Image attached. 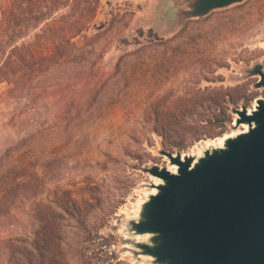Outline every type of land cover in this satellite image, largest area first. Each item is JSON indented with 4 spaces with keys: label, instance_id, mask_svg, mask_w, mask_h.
<instances>
[{
    "label": "rangeland",
    "instance_id": "1",
    "mask_svg": "<svg viewBox=\"0 0 264 264\" xmlns=\"http://www.w3.org/2000/svg\"><path fill=\"white\" fill-rule=\"evenodd\" d=\"M166 1L101 0L90 30L100 38L84 46L83 62L37 74L25 87L0 84V157L50 128L31 157L16 155L41 184L36 197L21 194L0 217V264H9L7 237L34 232L33 203L55 201L66 190L83 209L64 223L71 264H149L133 258L128 249L135 239L126 230L157 183L146 169L171 167L161 151L201 155L241 130L234 128L233 109L264 99V89L255 88L258 77L246 72L264 65V0L214 11L174 32L159 21ZM38 33L19 44L50 45ZM153 43L164 45L133 71L123 99L106 104L102 74L113 72L125 53Z\"/></svg>",
    "mask_w": 264,
    "mask_h": 264
},
{
    "label": "water",
    "instance_id": "2",
    "mask_svg": "<svg viewBox=\"0 0 264 264\" xmlns=\"http://www.w3.org/2000/svg\"><path fill=\"white\" fill-rule=\"evenodd\" d=\"M245 0H167L169 32ZM246 72L264 89V65ZM234 128L201 155L161 151L176 172L155 164L146 172L159 182L126 224L134 259L149 264H264V99L233 109ZM250 113V114H249Z\"/></svg>",
    "mask_w": 264,
    "mask_h": 264
},
{
    "label": "trees",
    "instance_id": "3",
    "mask_svg": "<svg viewBox=\"0 0 264 264\" xmlns=\"http://www.w3.org/2000/svg\"><path fill=\"white\" fill-rule=\"evenodd\" d=\"M0 1L4 3L0 7V84L25 87L37 74H45L64 63H81L85 59L84 46L92 45L100 38V34L91 35L90 30L101 0ZM34 31H40L36 38L44 34L50 45L19 44ZM163 45L148 44L125 53L113 72L102 74L106 77L101 87L106 104L123 99L130 87L133 71L138 66H146L150 53ZM108 92H111L110 96H107ZM86 107L85 110L90 109L91 103ZM49 129L29 135L0 157V188L3 191L0 217L9 214L21 194L31 198L37 196L41 180L26 169L16 155L24 153L31 157L34 143L49 135ZM8 159L12 162L7 164ZM31 163L32 166L35 164ZM56 195L55 201L33 203L32 217L36 228L30 236L13 235L5 239L9 264H71L65 248L64 223L67 215H82V203L68 190Z\"/></svg>",
    "mask_w": 264,
    "mask_h": 264
},
{
    "label": "bare ground",
    "instance_id": "4",
    "mask_svg": "<svg viewBox=\"0 0 264 264\" xmlns=\"http://www.w3.org/2000/svg\"><path fill=\"white\" fill-rule=\"evenodd\" d=\"M250 114V113H249ZM240 128H241V130L239 131V133L240 132H243V131H247V126L246 125H241L240 126ZM234 135V134H233ZM232 135H227V136H225V137H223V138H220L219 140H218V142L217 143H215V146H222L223 145V142H224V140H225V138H228V137H231ZM172 172H176V169H177V167L176 166H171L170 168H169ZM157 180V179H156ZM157 182H159L158 180H157Z\"/></svg>",
    "mask_w": 264,
    "mask_h": 264
}]
</instances>
